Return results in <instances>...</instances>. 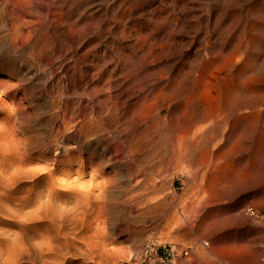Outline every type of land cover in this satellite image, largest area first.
Wrapping results in <instances>:
<instances>
[{
    "label": "rangeland",
    "instance_id": "obj_1",
    "mask_svg": "<svg viewBox=\"0 0 264 264\" xmlns=\"http://www.w3.org/2000/svg\"><path fill=\"white\" fill-rule=\"evenodd\" d=\"M262 19L264 0H0V136L14 129L37 157L16 212L0 213V263L4 234L32 242L44 222L27 191L63 179L54 199L69 202L51 210L68 217L66 264H137L151 238L190 249L170 264L196 249L205 264H264ZM249 105L261 116L235 125Z\"/></svg>",
    "mask_w": 264,
    "mask_h": 264
},
{
    "label": "bare ground",
    "instance_id": "obj_2",
    "mask_svg": "<svg viewBox=\"0 0 264 264\" xmlns=\"http://www.w3.org/2000/svg\"><path fill=\"white\" fill-rule=\"evenodd\" d=\"M262 7V6H261ZM15 8H17V7H15ZM23 8V7H22ZM17 12H18V10H16ZM263 10H261V12H262ZM16 12V13H17ZM16 13H13V14H16ZM19 13H21V10H20V12ZM26 13V12H25ZM16 16H19V15H16ZM263 20V19H262ZM264 21V20H263ZM20 26H21V23H20V21H19V23H18ZM23 24H25L24 22H23ZM20 26H19V28H17V29H20ZM23 26V25H22ZM26 27H28V26H26ZM30 27V26H29ZM22 28V27H21ZM24 28V27H23ZM32 28V27H31ZM33 29V28H32ZM20 31H21V29H20ZM16 32H18L19 33V31H16ZM17 35V34H16ZM18 36V35H17ZM240 44V43H239ZM241 45H242V43H241ZM236 49V48H235ZM236 51V50H235ZM240 51V50H239ZM242 51H243V49H242ZM230 55H231V53H230ZM236 56V55H235ZM240 56V55H239ZM230 57V56H229ZM232 58V57H231ZM227 59H229V58H227ZM235 59V58H234ZM232 60H233V58H232ZM237 61V60H236ZM224 63V62H223ZM241 63V62H240ZM235 64V63H234ZM238 65V64H237ZM233 66H235V65H233ZM213 67H214V65H213ZM236 67V66H235ZM209 68V67H208ZM237 68V67H236ZM206 69V68H205ZM238 69V68H237ZM217 71V70H216ZM214 72V71H213ZM225 72V71H224ZM214 74V73H213ZM242 74V69H239L238 70V73H237V77L239 76V75H241ZM201 76V75H200ZM207 76V75H206ZM214 76V75H213ZM243 76V75H242ZM202 77V76H201ZM210 77V76H209ZM242 78V77H241ZM220 79V78H219ZM232 79V78H231ZM204 80V79H203ZM202 80V82H205V81H203ZM212 80H213V78H212ZM237 80V79H236ZM243 80V79H242ZM240 81V80H239ZM260 81V80H259ZM219 82V81H218ZM217 82V83H218ZM234 82V81H233ZM256 82V81H255ZM201 83V82H200ZM216 83V82H215ZM203 84V83H202ZM238 84H239V82H238ZM237 84V85H238ZM212 86V85H211ZM255 86V85H254ZM262 86L264 87V83H262ZM232 87V86H231ZM238 87V86H237ZM203 88V87H202ZM208 88V87H207ZM219 88V87H218ZM241 88V87H240ZM198 89V88H197ZM196 89V90H197ZM210 89V88H209ZM199 90V89H198ZM200 91V90H199ZM198 91V92H199ZM217 91V90H216ZM232 90L230 89L229 91H227V90H224L223 91V94H224V96H229L230 95V92H231ZM197 93V92H196ZM207 93V92H206ZM210 93V92H209ZM218 95V94H217ZM207 96V95H206ZM206 96H205V99H207L206 98ZM218 98V97H217ZM216 98V99H217ZM225 98V97H224ZM258 99L260 100V105H263L264 106V96H260V97H258ZM209 100V99H208ZM207 100V101H208ZM215 100V99H214ZM222 101V100H221ZM215 102H216V100H215ZM217 104V103H216ZM226 104V103H225ZM214 105V104H213ZM233 105V104H232ZM236 104H234V106H235ZM203 106H205V105H203ZM205 107H208V105L207 106H205ZM204 107V108H205ZM221 106L219 105V103H218V105L215 107V109H213L214 110V112H216V111H220L221 110V108H220ZM225 107V106H224ZM249 109L251 108L253 111L250 113H247L248 115H244L243 114V116H241V117H239L237 120H236V122H235V125H238L239 126V123H243V122H246L248 119H254V120H256L257 121V119H258V117L259 116H261V111H260V109H256L255 107V105H252V106H247ZM203 108V109H204ZM214 108V107H213ZM233 108V107H232ZM208 109V108H207ZM226 109V108H225ZM264 110V109H263ZM203 111V110H202ZM207 111H209V110H207ZM6 112V111H5ZM199 112H200V110H199ZM204 112H205V110H204ZM222 112H223V110H222ZM228 112V111H227ZM231 112V111H230ZM229 112V113H230ZM197 113V112H196ZM210 113V112H209ZM202 114H203V112H202ZM209 115V114H208ZM218 115H219V113H218ZM227 115V113L225 114V116ZM96 116V115H95ZM198 116H200V114L198 113ZM203 116V115H202ZM225 116H223V117H225ZM201 117V116H200ZM199 117V119H202V117L200 118ZM207 117V116H206ZM214 117V116H213ZM220 117V116H219ZM192 118H194V117H192ZM196 118V117H195ZM210 118V117H209ZM198 119V118H197ZM219 119V118H218ZM221 119H222V117H221ZM195 121H196V119H195ZM195 121H194V123H195ZM198 121V120H197ZM223 121V120H222ZM193 123V124H194ZM221 123V122H220ZM185 125V124H184ZM195 125V124H194ZM83 126L84 125H81V126H78V125H73V127H71L70 129L72 130V129H74V128H77V130H75L74 131V133L76 134V136H77V138L78 137H80L81 136V130H82V128H83ZM187 126V125H186ZM191 126V125H190ZM188 127V128H191V127ZM193 126V125H192ZM196 127V126H195ZM187 128V127H186ZM185 128V129H186ZM232 128H234V127H232ZM15 129H16V127H15ZM13 130L14 129H10V128H8L7 130H4L3 131V136L1 137L0 136V138H4V141H5V143H3L4 145H3V147L2 148H0V152H2L3 153V155H4V163L7 165V169L5 168L4 169V171H2V172H4L3 174H7L6 176H4V179L3 180H0V213H2V214H6V215H11L12 213H13V210L15 211V209H13V207H14V205H13V207H12V202L13 201H16V202H21V200H20V198L18 197L19 195L18 194H20L21 192H22V190L20 189V181L21 180H24V179H29V178H32L33 179V177L35 178V176L34 175H36V173H37V170H36V167H34V166H32L33 165V163H34V161L37 159V157H35L34 158V155H33V152H32V149L30 148V146L28 147V138H27V140H21V139H19V138H17L16 137V135H15V133L13 132ZM20 130V129H19ZM182 130V129H181ZM189 129H187V131H188ZM191 130V129H190ZM186 131V130H185ZM185 131H183V132H185ZM186 131V132H187ZM189 134V133H188ZM184 138V137H183ZM179 141V140H178ZM179 143V142H178ZM0 146H2V145H0ZM73 148H75V147H73ZM59 151H60V149H61V147L59 148H57ZM47 150V149H46ZM66 150V149H65ZM37 151V150H36ZM55 151V150H54ZM73 151V150H72ZM66 153V151H64V149H63V151H61L60 153ZM42 153H44L45 154V152H42ZM42 153H39V154H37L38 155V157L39 158H42ZM59 153V154H60ZM69 154V153H68ZM36 155V156H37ZM62 155V154H61ZM64 155V154H63ZM181 156V155H180ZM62 157V156H61ZM64 157V156H63ZM62 157V158H63ZM210 157V156H209ZM65 159V158H64ZM79 159V158H78ZM181 159V158H180ZM47 160V159H46ZM80 160V159H79ZM48 161V160H47ZM49 161H51V160H49ZM53 161H54V163H58L59 162V160H58V158H54L53 159ZM71 161V160H70ZM180 161V160H179ZM73 162V161H72ZM74 162H76L75 160H74ZM235 162V161H234ZM39 164V163H38ZM37 164V165H38ZM50 164V163H49ZM3 165V164H2ZM1 166V165H0ZM36 166V165H35ZM45 166V165H44ZM52 166H53V164H52ZM235 166V165H234ZM46 167V166H45ZM38 168V167H37ZM63 168V167H62ZM82 168V167H81ZM39 169H41V168H39ZM44 168L42 167V169L41 170H43ZM3 170V169H2ZM64 170V169H63ZM95 171V170H94ZM2 172H1V176L3 175L2 174ZM77 173V172H76ZM82 172L80 171V172H78V176L81 174ZM55 176V175H54ZM76 177V178H71L72 179V181H74V182H76V181H78L79 179V177L81 176H79V177ZM65 177V176H64ZM54 178V177H53ZM56 178V177H55ZM62 178V177H61ZM67 178V177H66ZM65 178V179H66ZM1 179V178H0ZM49 179V178H48ZM57 180H58V178H56ZM60 179V178H59ZM70 179V178H69ZM57 180H55V181H57ZM62 180V181H61ZM61 180H59V181H57L58 182V184L56 185V186H53V184H52V186H51V184H50V187L49 188H41L40 186H37L36 188H35V186H34V190H30V191H27V193L29 192V194H32L33 195V197H31L30 199H29V197H30V195H28L29 197H27L30 201H28V202H31L32 201V205H37V206H34L36 209H38V211H39V209L40 210H43V212L45 211V213H44V215H46L45 216V218L42 220V218H41V220H40V222L41 221H44L42 224H39L38 222H37V226H36V228H34V227H32L33 228V231H34V233H35V237H34V239H33V241L32 242H34L33 243V245H30V247L31 248H29L28 249V245H29V243H32V242H30L26 237H24V236H26V235H19V233H15V234H4L3 236L6 238L5 240H7L6 242H5V250L7 251V253H6V260H4L5 262H6V264H17V262H19V258L20 257H22V255L23 254H26V253H31V255L34 257V259L35 260H32V261H34L36 264H66V256L69 254V247H71V246H69V243H68V241L66 242L65 240L63 241V240H60V237H65L66 236V232L68 231L67 230V228L68 227H70V226H67L66 227V223L68 222V217H66L64 214H59L58 212L56 213V211H55V209L54 210H51V207H53L54 205L52 204L51 205V202L52 201H54V200H57V202L58 203H63V202H65V203H67V202H69V201H67V199L64 201L63 199H62V202H60V201H58V199H54V198H59L57 195H55L56 194V192L57 191H55L54 190V188L55 187H61L62 189L64 188L63 187V179H61ZM68 180V179H67ZM90 180H93V179H91L90 178ZM90 180H88V182L90 181ZM37 181V180H36ZM54 182V181H53ZM64 182H66V181H64ZM69 184H71L70 182L71 181H67ZM73 182V183H74ZM92 182V181H91ZM48 183H50V182H48ZM47 183V184H48ZM38 184H40L39 182H38ZM56 184V183H55ZM67 183H65V185H66ZM80 184V183H79ZM82 184V183H81ZM89 184V183H88ZM96 184V183H95ZM34 185V184H33ZM74 185V184H73ZM90 185V184H89ZM99 185V184H98ZM68 186H71L72 187V185H68ZM22 187V186H21ZM33 187V186H32ZM32 187H30V188H32ZM71 187L70 188H68L69 189V191L71 190ZM77 187H79L78 185H77ZM29 188V187H28ZM28 188H26V189H28ZM81 188H82V185H81ZM21 191H20V190ZM22 189H25V188H23L22 187ZM25 189V190H26ZM67 189V190H68ZM87 189V188H86ZM91 189L93 190L94 188H92L91 187ZM20 191V193H19V191ZM24 190V191H25ZM29 190V189H28ZM66 190V189H65ZM75 190V189H74ZM73 190V191H74ZM83 190V189H82ZM85 190V189H84ZM91 190V191H92ZM68 191V192H69ZM76 191V190H75ZM68 192H66V193H68ZM70 192H72V190L70 191ZM69 192V193H70ZM73 193V192H72ZM76 193V192H75ZM90 193V192H89ZM92 193V192H91ZM90 193V194H91ZM26 194V193H25ZM77 194V193H76ZM78 194H80L79 192H78ZM22 195V194H21ZM27 195V194H26ZM87 195V194H86ZM69 196H71L70 194H69ZM74 196V195H73ZM87 196H89V195H87ZM100 196V195H99ZM24 197V196H23ZM72 197V196H71ZM76 197H78V195H76ZM90 197V196H89ZM89 197H86V198H83V200H87V198H88V200L87 201H89V199L91 198H89ZM21 198H22V196H21ZM33 198V199H32ZM66 198V197H65ZM74 198V197H73ZM72 198V201L73 200H77L78 198L79 199H82V198H80V197H78V198H75V199H73ZM97 199V197L95 198V200ZM23 200V199H22ZM61 200V199H60ZM83 200H80V201H83ZM92 200H94V199H92ZM98 200V199H97ZM67 201V202H66ZM72 201H70V203L72 202ZM79 201V200H78ZM78 201H77V203H78ZM79 201V202H80ZM87 201H85L86 202V204L88 203ZM70 203H68L69 205H70ZM73 203V204H72ZM71 204H72V206H74L73 208H75V205H77V203L75 202V204H74V202H72ZM90 204V203H89ZM23 205V204H22ZM79 206V205H78ZM96 207V206H95ZM98 207V206H97ZM85 208V207H84ZM53 209V208H52ZM247 209V208H246ZM245 209V210H246ZM51 210V211H50ZM245 210H244V213H245ZM33 211H34V209H33ZM32 211V212H33ZM36 212V214L37 213H39V212ZM53 211H54V213H56V214H54L53 213ZM61 212L63 211L62 209L60 210ZM77 211V210H76ZM255 211V210H254ZM16 212V211H15ZM35 212V211H34ZM42 211H41V213H43ZM67 212V211H66ZM256 212V211H255ZM41 213H39V214H41ZM257 213V212H256ZM38 214V215H39ZM91 214V213H90ZM82 215V214H81ZM246 215V214H245ZM256 215H258V213L256 214ZM34 216V215H33ZM43 216V215H42ZM248 216V215H247ZM248 217H250V216H248ZM252 217V216H251ZM36 218V217H35ZM23 219V218H22ZM38 219H40V218H38ZM84 220V219H83ZM35 221V220H34ZM17 223H19V222H17ZM72 225V224H71ZM31 228V229H32ZM25 229V228H24ZM23 229V230H24ZM35 229V230H34ZM26 231L27 230H29V229H25ZM25 230H24V232H25ZM30 231V230H29ZM32 231V230H31ZM32 231V232H33ZM75 231V230H74ZM1 232V231H0ZM22 232V231H21ZM7 233V232H6ZM31 233V232H30ZM71 233V232H70ZM33 234V233H32ZM1 235V234H0ZM31 235V234H30ZM29 235V236H30ZM34 235V234H33ZM32 237V236H31ZM63 239V238H62ZM65 239V238H64ZM3 240H4V238H3ZM73 240V239H72ZM71 245V244H70ZM206 245H207V243H206ZM205 244H204V246H206ZM31 250V251H30ZM190 250V249H189ZM263 251H264V247H263ZM2 252V250L0 251V253ZM4 253V252H3ZM100 254V253H99ZM1 255V254H0ZM30 255V256H31ZM76 255V254H75ZM4 256V255H3ZM19 257V258H18ZM22 259V258H21ZM67 259H68V257H67ZM18 260V261H17ZM20 263V262H19ZM1 264V263H0Z\"/></svg>",
    "mask_w": 264,
    "mask_h": 264
},
{
    "label": "built area",
    "instance_id": "obj_3",
    "mask_svg": "<svg viewBox=\"0 0 264 264\" xmlns=\"http://www.w3.org/2000/svg\"><path fill=\"white\" fill-rule=\"evenodd\" d=\"M245 214L254 219L261 218L257 213L247 208ZM206 245V242H203ZM264 244V243H263ZM189 249L183 250L178 245L171 243L160 244L154 238L148 239L141 250L134 255L137 264H170L176 258L186 257Z\"/></svg>",
    "mask_w": 264,
    "mask_h": 264
},
{
    "label": "crops",
    "instance_id": "obj_4",
    "mask_svg": "<svg viewBox=\"0 0 264 264\" xmlns=\"http://www.w3.org/2000/svg\"><path fill=\"white\" fill-rule=\"evenodd\" d=\"M208 237H209V235H208ZM196 239H200V237L195 235L194 240H196ZM204 241H208L209 242V240L205 239V238L200 240V242H204ZM201 246L203 247V245H201ZM190 254L191 255H190L189 260L188 261H184V259H182L181 264H205L204 262H205V259H206V252L204 250H201V251H197V249L193 250V251L191 250ZM199 255H202L203 257H200Z\"/></svg>",
    "mask_w": 264,
    "mask_h": 264
}]
</instances>
